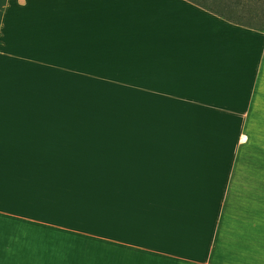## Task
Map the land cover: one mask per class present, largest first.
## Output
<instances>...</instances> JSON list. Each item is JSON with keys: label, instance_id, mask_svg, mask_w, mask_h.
I'll list each match as a JSON object with an SVG mask.
<instances>
[{"label": "crops", "instance_id": "0c3cea01", "mask_svg": "<svg viewBox=\"0 0 264 264\" xmlns=\"http://www.w3.org/2000/svg\"><path fill=\"white\" fill-rule=\"evenodd\" d=\"M56 240L62 264H264V31L0 0V264Z\"/></svg>", "mask_w": 264, "mask_h": 264}, {"label": "trees", "instance_id": "16d2710c", "mask_svg": "<svg viewBox=\"0 0 264 264\" xmlns=\"http://www.w3.org/2000/svg\"><path fill=\"white\" fill-rule=\"evenodd\" d=\"M217 17L248 29L264 31V0H186Z\"/></svg>", "mask_w": 264, "mask_h": 264}, {"label": "rangeland", "instance_id": "374dc122", "mask_svg": "<svg viewBox=\"0 0 264 264\" xmlns=\"http://www.w3.org/2000/svg\"><path fill=\"white\" fill-rule=\"evenodd\" d=\"M50 245L56 246V248L54 250H49V248L47 247V248H43L40 254L26 255V262H30L33 264H62L63 260L61 258L63 257L62 255H59L57 251L58 249L57 246H62V244L58 240H56L54 243L52 244L49 243V245L46 246H50Z\"/></svg>", "mask_w": 264, "mask_h": 264}]
</instances>
